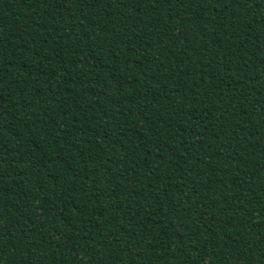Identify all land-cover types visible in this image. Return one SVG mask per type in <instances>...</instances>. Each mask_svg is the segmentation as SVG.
<instances>
[{
	"label": "trees",
	"instance_id": "1",
	"mask_svg": "<svg viewBox=\"0 0 264 264\" xmlns=\"http://www.w3.org/2000/svg\"><path fill=\"white\" fill-rule=\"evenodd\" d=\"M0 264H264V0H0Z\"/></svg>",
	"mask_w": 264,
	"mask_h": 264
}]
</instances>
